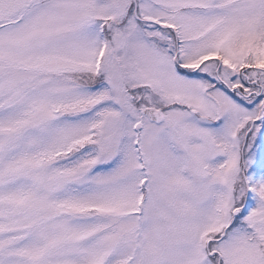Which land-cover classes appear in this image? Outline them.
Masks as SVG:
<instances>
[{
    "label": "snow or ice",
    "instance_id": "1",
    "mask_svg": "<svg viewBox=\"0 0 264 264\" xmlns=\"http://www.w3.org/2000/svg\"><path fill=\"white\" fill-rule=\"evenodd\" d=\"M0 264H264V0H0Z\"/></svg>",
    "mask_w": 264,
    "mask_h": 264
}]
</instances>
